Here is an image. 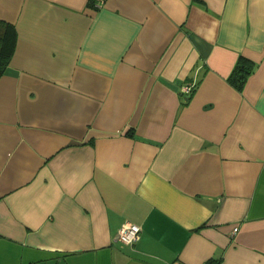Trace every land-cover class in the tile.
I'll return each instance as SVG.
<instances>
[{
	"label": "crops",
	"instance_id": "1",
	"mask_svg": "<svg viewBox=\"0 0 264 264\" xmlns=\"http://www.w3.org/2000/svg\"><path fill=\"white\" fill-rule=\"evenodd\" d=\"M0 19V264H264V0H0Z\"/></svg>",
	"mask_w": 264,
	"mask_h": 264
},
{
	"label": "trees",
	"instance_id": "2",
	"mask_svg": "<svg viewBox=\"0 0 264 264\" xmlns=\"http://www.w3.org/2000/svg\"><path fill=\"white\" fill-rule=\"evenodd\" d=\"M16 37L15 26L11 22L0 19V76L5 71L13 54ZM254 67V61L244 56H239L228 77V81L235 88L241 89Z\"/></svg>",
	"mask_w": 264,
	"mask_h": 264
},
{
	"label": "built area",
	"instance_id": "3",
	"mask_svg": "<svg viewBox=\"0 0 264 264\" xmlns=\"http://www.w3.org/2000/svg\"><path fill=\"white\" fill-rule=\"evenodd\" d=\"M183 89L189 91L190 85L184 86ZM140 230L141 227L139 224L131 221L124 222L117 232V238L124 244H133L139 238ZM233 230L236 231L237 226H235Z\"/></svg>",
	"mask_w": 264,
	"mask_h": 264
}]
</instances>
